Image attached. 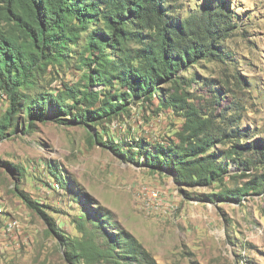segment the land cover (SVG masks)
I'll return each instance as SVG.
<instances>
[{
	"label": "trees",
	"instance_id": "16d2710c",
	"mask_svg": "<svg viewBox=\"0 0 264 264\" xmlns=\"http://www.w3.org/2000/svg\"><path fill=\"white\" fill-rule=\"evenodd\" d=\"M233 19L224 1L0 0V98L7 103L0 115V139L10 133L14 121L25 120L29 128L47 118L104 126L129 116L132 105L151 108L155 100V108L171 110L182 118L176 140H134L120 135L117 141L110 140L112 150L122 151L119 155L129 159L141 154L151 169L190 187L222 184L230 162L250 169L256 160L242 156L256 145L257 161L264 165V143L249 140L248 128L241 125L237 112L231 108L202 111L184 85H214L206 78L198 81L196 72L207 69L204 63H212L222 74L228 68L234 70L225 78L230 76L235 87L242 86L235 52L226 46L237 28ZM65 63L81 72L78 80L43 88L49 66ZM37 86L40 89L34 90ZM214 92L216 104L227 93L222 87ZM57 173L52 174L63 185ZM263 188L261 175L241 189L225 188L217 197L239 200ZM23 199L30 209L41 211L38 202ZM94 211L90 218L96 225L112 221V230L101 232L106 241L99 244L84 238L76 243L66 236L62 242L66 261L159 264L109 211ZM101 215L104 218L99 219ZM55 234L62 238L58 230Z\"/></svg>",
	"mask_w": 264,
	"mask_h": 264
},
{
	"label": "rangeland",
	"instance_id": "374dc122",
	"mask_svg": "<svg viewBox=\"0 0 264 264\" xmlns=\"http://www.w3.org/2000/svg\"><path fill=\"white\" fill-rule=\"evenodd\" d=\"M208 1H224L232 12L237 28L226 46L235 52L242 86L235 87L230 76L225 78L235 73L231 68L222 74L217 64L204 63L207 69L196 70L197 80L215 84L192 82L185 88L202 111L235 110L248 128L249 140L264 143V0ZM80 75L72 63L49 66L43 88L74 82ZM220 87L227 93L216 104L214 90ZM6 105L0 98V115ZM181 119L171 110L155 108L154 100L151 108L132 105L129 116L105 128L51 118L30 128L25 120L14 121L10 133L0 139V264H71L64 257L66 236L76 243L92 238L102 244L106 239L101 232L112 230V221L96 225L90 218L98 208L109 211L159 264H264V188L239 200L217 197L225 188L241 189L264 175V165L257 161L258 145L242 156L256 160L250 169L230 162L222 184L195 187L151 169L141 154L129 159L109 147L110 140L117 141L120 135L176 140ZM23 197L38 202L41 211L30 209Z\"/></svg>",
	"mask_w": 264,
	"mask_h": 264
},
{
	"label": "built area",
	"instance_id": "2783aa9c",
	"mask_svg": "<svg viewBox=\"0 0 264 264\" xmlns=\"http://www.w3.org/2000/svg\"><path fill=\"white\" fill-rule=\"evenodd\" d=\"M152 195H153V196H156V192H155V191H154V192H152Z\"/></svg>",
	"mask_w": 264,
	"mask_h": 264
}]
</instances>
